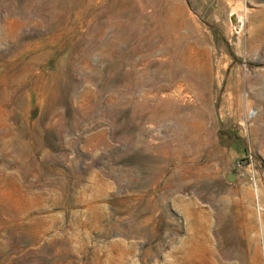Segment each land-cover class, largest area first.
Returning a JSON list of instances; mask_svg holds the SVG:
<instances>
[{
  "label": "rangeland",
  "instance_id": "1",
  "mask_svg": "<svg viewBox=\"0 0 264 264\" xmlns=\"http://www.w3.org/2000/svg\"><path fill=\"white\" fill-rule=\"evenodd\" d=\"M0 264H264V0H0Z\"/></svg>",
  "mask_w": 264,
  "mask_h": 264
}]
</instances>
